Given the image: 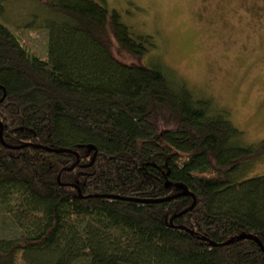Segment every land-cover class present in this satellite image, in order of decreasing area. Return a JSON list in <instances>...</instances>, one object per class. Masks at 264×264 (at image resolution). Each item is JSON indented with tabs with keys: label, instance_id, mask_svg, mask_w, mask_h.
Segmentation results:
<instances>
[{
	"label": "trees",
	"instance_id": "1",
	"mask_svg": "<svg viewBox=\"0 0 264 264\" xmlns=\"http://www.w3.org/2000/svg\"><path fill=\"white\" fill-rule=\"evenodd\" d=\"M28 1L50 15L48 60L0 23V212L17 232L0 264H264V141L147 65L153 38L105 5Z\"/></svg>",
	"mask_w": 264,
	"mask_h": 264
},
{
	"label": "rangeland",
	"instance_id": "2",
	"mask_svg": "<svg viewBox=\"0 0 264 264\" xmlns=\"http://www.w3.org/2000/svg\"><path fill=\"white\" fill-rule=\"evenodd\" d=\"M94 1L117 13L135 39L153 38L147 65L165 66L195 100L230 113L246 145L264 141V0ZM3 11L0 23L47 61L49 13L28 0H9ZM256 176H264V161L252 167ZM11 217L0 212L1 238L17 235Z\"/></svg>",
	"mask_w": 264,
	"mask_h": 264
},
{
	"label": "water",
	"instance_id": "3",
	"mask_svg": "<svg viewBox=\"0 0 264 264\" xmlns=\"http://www.w3.org/2000/svg\"><path fill=\"white\" fill-rule=\"evenodd\" d=\"M1 131H2V129L0 130V134H1ZM0 140L2 141V134H1V138H0ZM88 149L90 150V151H94L95 150V148L93 147V146H89L88 147ZM66 152H68L67 150L66 151H63V153H66ZM77 156V161H76V163H75V165H73L70 169H68V171H72L75 167H76V165H77V163H78V155H76ZM58 181H59V179H58ZM182 195H186V196H192L193 197V195L192 194H189V193H184L183 192V194ZM118 198V197H115V196H112L111 198ZM194 198V197H193ZM193 205L191 206V208H190V210L195 206V199L193 200V203H192ZM242 238H245V237H242ZM246 238H250V239H253L252 237H250V236H248V237H246ZM259 246H261V245H259ZM261 248H262V250L264 251V248H263V246H261Z\"/></svg>",
	"mask_w": 264,
	"mask_h": 264
}]
</instances>
